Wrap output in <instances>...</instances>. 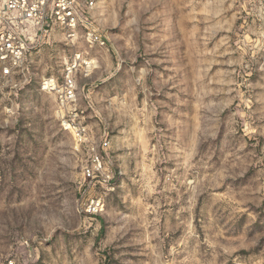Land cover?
Returning <instances> with one entry per match:
<instances>
[{"label": "rangeland", "instance_id": "374dc122", "mask_svg": "<svg viewBox=\"0 0 264 264\" xmlns=\"http://www.w3.org/2000/svg\"><path fill=\"white\" fill-rule=\"evenodd\" d=\"M94 1L106 46L56 28L19 77L0 71V264H264L250 0ZM77 55L92 63L75 75L85 143L42 90ZM94 146L111 186L85 178ZM95 198L99 215L86 211Z\"/></svg>", "mask_w": 264, "mask_h": 264}, {"label": "built area", "instance_id": "2783aa9c", "mask_svg": "<svg viewBox=\"0 0 264 264\" xmlns=\"http://www.w3.org/2000/svg\"><path fill=\"white\" fill-rule=\"evenodd\" d=\"M94 0H0V71L1 77L14 80L25 68L32 46L40 38L47 37L56 28L74 37L79 27L87 32L88 40L99 46H106L107 40L93 28L91 9ZM253 24L249 36L253 49L260 58V70L264 72V0H250L247 10ZM85 66L91 70L92 63L77 55L73 65L65 69L63 81L50 78L44 80L42 90L57 98L64 129L81 143L89 139V128L80 121L77 104L76 72ZM110 143L103 142L106 151ZM85 178L90 182H105L112 185L114 176L108 171L104 156L98 147H92L90 160L85 169ZM100 198L90 201L87 213L99 215L104 211ZM6 264H19L9 260Z\"/></svg>", "mask_w": 264, "mask_h": 264}]
</instances>
